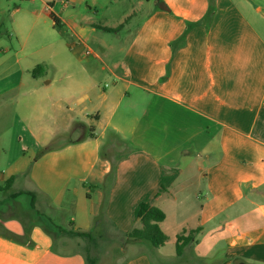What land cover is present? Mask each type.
I'll list each match as a JSON object with an SVG mask.
<instances>
[{
	"label": "crops",
	"instance_id": "crops-1",
	"mask_svg": "<svg viewBox=\"0 0 264 264\" xmlns=\"http://www.w3.org/2000/svg\"><path fill=\"white\" fill-rule=\"evenodd\" d=\"M211 1L0 0V131L22 146L3 187L73 231L92 232L104 191L121 232L142 202L162 231L182 212L197 231L179 264H264V0ZM51 232L0 235V264H85ZM127 245L122 264H157Z\"/></svg>",
	"mask_w": 264,
	"mask_h": 264
},
{
	"label": "rangeland",
	"instance_id": "rangeland-1",
	"mask_svg": "<svg viewBox=\"0 0 264 264\" xmlns=\"http://www.w3.org/2000/svg\"><path fill=\"white\" fill-rule=\"evenodd\" d=\"M28 99L25 98V101ZM6 128L0 131V174L6 171L10 161L16 157L21 151L22 146L15 140L10 139V135H14L15 131L9 129V125L5 124ZM4 183H0V232L11 233V229L23 228L22 234L39 225H44L47 228L44 220L39 217L36 212L43 213L52 219L53 223L66 230L69 227L67 220L64 218L56 219L51 214V208L48 209H32L30 207V200L26 194H21L17 197H11V193L16 191L17 187L9 190H1ZM182 212L168 211V218L163 224L162 228L167 236L164 246L158 251L159 248H153L149 251L153 261L157 264H179L182 260L175 254V237L179 235L180 226L178 225V216ZM189 214V212H188ZM43 229V228H42ZM183 230V229H182ZM52 237L54 238L56 249L64 252L79 251L83 255L89 250L91 255L96 259V264H122L127 257L132 253V247H129L123 240H118L112 230L106 232L103 236V231L100 226L93 225L92 233L99 240L94 246H89L86 241L79 238H69L57 230H52ZM177 233V234H176ZM13 234V233H11ZM176 234V236H175ZM14 235V234H13ZM28 235V233H27ZM103 236V238H102ZM29 239V235H28ZM157 249V250H156ZM161 256V257H159ZM206 264H211L206 262ZM212 264H220L218 261Z\"/></svg>",
	"mask_w": 264,
	"mask_h": 264
},
{
	"label": "trees",
	"instance_id": "trees-1",
	"mask_svg": "<svg viewBox=\"0 0 264 264\" xmlns=\"http://www.w3.org/2000/svg\"><path fill=\"white\" fill-rule=\"evenodd\" d=\"M210 3L212 1L210 0ZM108 137H110L113 140H116L119 144L124 145L123 151L120 152L119 155V160L124 159L125 157L128 156L130 152L134 150V147L131 146L130 144L124 142L123 140L120 139V137L115 134L114 132L110 131L108 132ZM105 148V147H104ZM51 149V148H50ZM49 150V148H44L42 149L36 157L44 153L45 151ZM102 151V152H101ZM101 155L102 157H105L103 153V148L101 150ZM117 162H112L110 171L106 175V179H112L115 169H116ZM13 182V178H10L5 181V186L3 187V190H8ZM104 200L102 202V206L100 209V215L98 218L95 220V224L100 226L102 231H103V236H106V232L110 230L113 231L114 235L118 240H123L124 243L127 242H137V241H146L148 242L153 248H160L164 246L167 236L163 233L161 230L159 223L164 221L165 219V214L157 207L151 206L149 203L142 202L138 205V210H137V218L139 222V227L138 228H133L128 232H121L119 231L116 226L110 222V220L107 219L106 217V195L107 193L104 191ZM21 194H26L27 196L30 197V207L34 210L35 206L33 203V197L34 195L30 192H19L12 194L11 197H17ZM36 214L41 217L47 228L49 230H57L60 233H63L64 235L68 236L69 238H79L87 242L89 246H94L97 241L99 240L96 238L92 232L90 231H73V230H64L60 226L56 225L53 223V221L48 218L47 216L43 215L42 213L36 212ZM197 230H191L189 232H186L183 230L179 235L175 237V253L177 256H181L183 249L185 246H187L195 232ZM27 230L24 232V235L19 236V235H13L11 233H1L0 235L13 240L17 243L25 244L28 242V235H27ZM102 236V238H103ZM107 237V236H106ZM85 259V264H96V259L91 255V252L87 250L84 255ZM196 264H205L203 260H197Z\"/></svg>",
	"mask_w": 264,
	"mask_h": 264
},
{
	"label": "water",
	"instance_id": "water-1",
	"mask_svg": "<svg viewBox=\"0 0 264 264\" xmlns=\"http://www.w3.org/2000/svg\"><path fill=\"white\" fill-rule=\"evenodd\" d=\"M236 264H244V263H242V262H238V263H236Z\"/></svg>",
	"mask_w": 264,
	"mask_h": 264
}]
</instances>
